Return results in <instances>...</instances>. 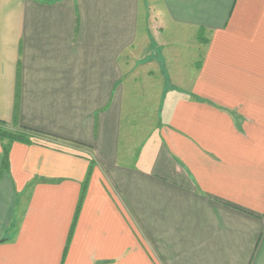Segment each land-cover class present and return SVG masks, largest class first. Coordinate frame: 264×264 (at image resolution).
Here are the masks:
<instances>
[{"label":"crops","instance_id":"crops-1","mask_svg":"<svg viewBox=\"0 0 264 264\" xmlns=\"http://www.w3.org/2000/svg\"><path fill=\"white\" fill-rule=\"evenodd\" d=\"M0 122V264H264V0H0Z\"/></svg>","mask_w":264,"mask_h":264},{"label":"trees","instance_id":"trees-1","mask_svg":"<svg viewBox=\"0 0 264 264\" xmlns=\"http://www.w3.org/2000/svg\"><path fill=\"white\" fill-rule=\"evenodd\" d=\"M16 111H17V109L15 110V113H16ZM24 131L32 132L28 129H24ZM0 138L2 140L3 150H4L3 167H7L8 166V156H9L12 145L15 142H24L26 140V137L21 132H13L6 123L0 122ZM86 190H87V182L83 185L78 210H80V207H81V205L85 199Z\"/></svg>","mask_w":264,"mask_h":264},{"label":"rangeland","instance_id":"rangeland-1","mask_svg":"<svg viewBox=\"0 0 264 264\" xmlns=\"http://www.w3.org/2000/svg\"><path fill=\"white\" fill-rule=\"evenodd\" d=\"M13 132H19L18 130H15V129H11Z\"/></svg>","mask_w":264,"mask_h":264}]
</instances>
